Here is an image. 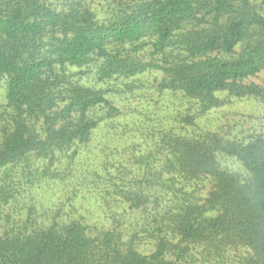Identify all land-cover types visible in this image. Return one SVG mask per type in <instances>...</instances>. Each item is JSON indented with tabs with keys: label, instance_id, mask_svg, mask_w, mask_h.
I'll list each match as a JSON object with an SVG mask.
<instances>
[{
	"label": "trees",
	"instance_id": "obj_1",
	"mask_svg": "<svg viewBox=\"0 0 264 264\" xmlns=\"http://www.w3.org/2000/svg\"><path fill=\"white\" fill-rule=\"evenodd\" d=\"M100 7L0 0V264H264V132L196 128L225 95L264 101L244 82L264 70V0ZM152 87L172 105L117 173L78 174L120 103ZM71 177L96 189L95 215L36 199Z\"/></svg>",
	"mask_w": 264,
	"mask_h": 264
},
{
	"label": "rangeland",
	"instance_id": "obj_2",
	"mask_svg": "<svg viewBox=\"0 0 264 264\" xmlns=\"http://www.w3.org/2000/svg\"><path fill=\"white\" fill-rule=\"evenodd\" d=\"M87 1L100 10L101 0ZM156 74L157 73L153 72L144 75L142 80L145 86H148L149 83L154 84V81L152 80ZM244 82L264 86V70L259 71L254 76L246 78ZM1 93L2 90L0 88V102L2 100ZM139 93L138 96H128L126 100L120 103L121 106L123 103L124 104L121 107V113L116 120V124H118L117 127L102 130L100 132L101 137L99 136L89 144L87 153H83L79 156L76 161L78 174L84 172V169L89 167V165H94L95 167V164L98 165L97 163H105L109 171L115 175L118 171L119 161L125 162L126 156H129V152L126 148L130 146V141H141V135L147 129L146 126L150 123H156V118L162 115L159 109L155 108L158 103L161 104L164 102L165 105H172V103H168L169 95H160L153 87ZM224 98L225 101L221 106L199 119L198 127H196L198 130L211 129L226 136L249 135L254 130H262L264 132V101L252 96L234 98L225 95ZM173 103L175 104L176 109L178 107L183 109L185 106L180 100H175ZM126 105H130V108L126 107ZM146 107L149 108L147 110L149 111L148 114H146L147 111L144 112ZM144 120L146 121L144 122ZM133 121H135V123H130L129 126H127L129 130L123 132L124 135H122L121 132L126 129L125 123L128 124ZM137 127H139V130ZM143 127H145V129H143ZM156 127L157 126L153 125L149 129L152 131V128ZM104 171L105 170H101L100 172L102 173ZM74 178L75 177H71L69 179V181L73 183L72 185H67V182L57 183L53 189L45 193V199L42 198V196H37L36 199L46 204L44 206L48 212L50 211L47 206H51L61 198V201L65 204L66 211H69L68 204L71 203L79 212L83 213L84 211H90V213L95 215V207L97 208V205L99 204L96 199V189L91 188V191H89L87 187L80 184V180H73ZM64 181H66V179H64ZM57 187H63L65 193H56L53 196V200L49 201V196ZM68 195H71L72 199L69 200Z\"/></svg>",
	"mask_w": 264,
	"mask_h": 264
}]
</instances>
